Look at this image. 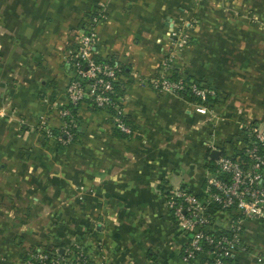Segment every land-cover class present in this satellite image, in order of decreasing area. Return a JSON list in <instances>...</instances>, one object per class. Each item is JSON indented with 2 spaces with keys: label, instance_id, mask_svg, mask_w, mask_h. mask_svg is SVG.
I'll list each match as a JSON object with an SVG mask.
<instances>
[{
  "label": "crops",
  "instance_id": "0c3cea01",
  "mask_svg": "<svg viewBox=\"0 0 264 264\" xmlns=\"http://www.w3.org/2000/svg\"><path fill=\"white\" fill-rule=\"evenodd\" d=\"M100 6L95 56L124 69L117 93L133 134L87 103L62 145L41 124L63 135L68 52ZM171 56L170 75L214 89L215 102L152 88ZM262 123L264 0H0V264L74 245L111 264H185L169 196L205 198L212 153L242 155L243 129ZM237 214H213L214 229L230 231ZM242 227L247 252L229 264H264V216Z\"/></svg>",
  "mask_w": 264,
  "mask_h": 264
},
{
  "label": "built area",
  "instance_id": "2783aa9c",
  "mask_svg": "<svg viewBox=\"0 0 264 264\" xmlns=\"http://www.w3.org/2000/svg\"><path fill=\"white\" fill-rule=\"evenodd\" d=\"M105 16L104 6L88 17L79 46L68 52L73 77L67 86L68 103L78 107L90 104L95 109L109 113L113 126L120 133L132 135L133 129L127 123L123 108V97L116 92V85L124 76V69L118 63L100 62L95 56L97 40L96 27ZM174 45L180 47L185 40L175 37ZM173 56L163 64L164 73L151 81L152 88L158 92L179 94L186 84L171 80L170 73ZM193 93L203 102L216 98L217 92L204 86H193ZM207 104L203 105H209ZM207 107V106H206ZM63 118L62 133L54 136L47 124H41L47 137L54 138L65 145L75 136L74 129L79 126L76 116L70 109H61ZM248 143L243 154L222 156L216 162L206 185V196L200 198L185 190H176L167 200L176 224L189 237L182 251L185 264H228L238 252H247L242 244L243 227L246 219L264 216V124H250L243 129ZM238 213L239 218L232 222L231 236L217 237L213 214ZM23 264H111L106 258H92L84 247L74 245L68 248L41 247L28 251Z\"/></svg>",
  "mask_w": 264,
  "mask_h": 264
},
{
  "label": "trees",
  "instance_id": "16d2710c",
  "mask_svg": "<svg viewBox=\"0 0 264 264\" xmlns=\"http://www.w3.org/2000/svg\"><path fill=\"white\" fill-rule=\"evenodd\" d=\"M98 61H100V60H98ZM100 62H104V61H100ZM110 63H115V62H113V61H109ZM126 72V71H125ZM171 80H173V81H179L180 79H182V78H180V77H178L177 75H175V70H173V73H172V75H170V77H169ZM184 82H185V84H186V89H185V91H183V92H181V93H179L178 95L179 96H181L182 98H184L187 102H189V103H191V104H196V105H205V104H207L208 102L210 103V102H215L216 101V99L215 98H212V97H209L208 98V102H203L201 99H199L194 93H193V89H192V87L193 86H197V87H201L202 85H201V83L199 82V81H197V80H195V79H184L183 80ZM118 88V86L116 85V92H117V89ZM118 94V93H117ZM65 108H68V109H70L71 110V112L76 116V118H77V107H75V106H72V105H70V104H67L66 105V107ZM78 120V123H80L79 122V119H77ZM127 123L130 125V123L128 122V120H127ZM131 126V125H130ZM133 129V128H132ZM77 131H78V128L77 129H74V132H76L77 133ZM115 132L117 133V134H119V135H122V136H127V137H129L130 135H125V134H122V133H120L118 130H115ZM58 133H60V131L59 130H57V131H55V134H58ZM63 137H64V135H62ZM72 141H75V137L72 139ZM235 218L236 219H238L239 218V215L237 214V215H235ZM215 236H217V237H221V236H231V231H228V230H220V229H215L213 232H212ZM230 263V261L228 262V264Z\"/></svg>",
  "mask_w": 264,
  "mask_h": 264
},
{
  "label": "water",
  "instance_id": "95a60500",
  "mask_svg": "<svg viewBox=\"0 0 264 264\" xmlns=\"http://www.w3.org/2000/svg\"><path fill=\"white\" fill-rule=\"evenodd\" d=\"M212 158L216 161H218L220 159V153L218 151H214L212 153Z\"/></svg>",
  "mask_w": 264,
  "mask_h": 264
}]
</instances>
